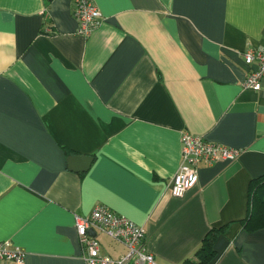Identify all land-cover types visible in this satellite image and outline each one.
<instances>
[{
	"label": "crops",
	"instance_id": "0c3cea01",
	"mask_svg": "<svg viewBox=\"0 0 264 264\" xmlns=\"http://www.w3.org/2000/svg\"><path fill=\"white\" fill-rule=\"evenodd\" d=\"M91 1L102 21L81 36L73 0H0V241L23 264H84L74 216L104 205L144 228L158 264L195 259L220 227L208 264H264V228L241 224L264 174V76L242 86L264 0ZM182 131L241 153L201 162L175 197ZM78 154L86 171L67 167ZM94 231L102 253H124Z\"/></svg>",
	"mask_w": 264,
	"mask_h": 264
},
{
	"label": "built area",
	"instance_id": "2783aa9c",
	"mask_svg": "<svg viewBox=\"0 0 264 264\" xmlns=\"http://www.w3.org/2000/svg\"><path fill=\"white\" fill-rule=\"evenodd\" d=\"M72 11L77 21L75 32L81 36L89 35L102 21V13L91 0H73ZM242 55L246 64H255V68L245 75L242 86L259 90L264 76V46L248 48ZM180 144V163L170 189L175 197H183L195 185L201 162L231 161L241 153L238 148L210 142L188 131H182ZM74 226L84 264H158L146 248L144 228L104 205H96L88 215H75ZM89 229L102 231L119 241L125 247L124 253L117 257L102 253L98 239L89 233ZM25 255L26 252L10 240L0 241V264H23Z\"/></svg>",
	"mask_w": 264,
	"mask_h": 264
},
{
	"label": "trees",
	"instance_id": "16d2710c",
	"mask_svg": "<svg viewBox=\"0 0 264 264\" xmlns=\"http://www.w3.org/2000/svg\"><path fill=\"white\" fill-rule=\"evenodd\" d=\"M241 224L248 232L264 228V174L249 182L248 211ZM221 230L222 227L210 229L196 250L195 259H187L183 264H208L214 255V239Z\"/></svg>",
	"mask_w": 264,
	"mask_h": 264
},
{
	"label": "water",
	"instance_id": "95a60500",
	"mask_svg": "<svg viewBox=\"0 0 264 264\" xmlns=\"http://www.w3.org/2000/svg\"><path fill=\"white\" fill-rule=\"evenodd\" d=\"M92 162L91 155H69L67 157V167L72 171H86ZM89 233L95 236L94 229H89Z\"/></svg>",
	"mask_w": 264,
	"mask_h": 264
}]
</instances>
